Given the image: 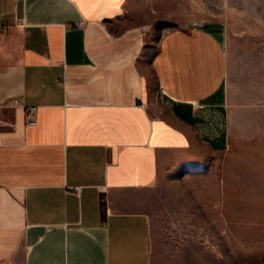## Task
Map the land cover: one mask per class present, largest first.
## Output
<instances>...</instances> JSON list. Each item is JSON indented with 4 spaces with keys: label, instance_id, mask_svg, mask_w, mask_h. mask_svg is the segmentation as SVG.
Returning <instances> with one entry per match:
<instances>
[{
    "label": "crops",
    "instance_id": "1",
    "mask_svg": "<svg viewBox=\"0 0 264 264\" xmlns=\"http://www.w3.org/2000/svg\"><path fill=\"white\" fill-rule=\"evenodd\" d=\"M132 0H0V264H151L161 184L230 150L220 23L158 42ZM216 164V163H215Z\"/></svg>",
    "mask_w": 264,
    "mask_h": 264
},
{
    "label": "rangeland",
    "instance_id": "2",
    "mask_svg": "<svg viewBox=\"0 0 264 264\" xmlns=\"http://www.w3.org/2000/svg\"><path fill=\"white\" fill-rule=\"evenodd\" d=\"M128 15L158 42L211 23L227 34L230 150L161 184L151 264H264V0H132Z\"/></svg>",
    "mask_w": 264,
    "mask_h": 264
},
{
    "label": "built area",
    "instance_id": "3",
    "mask_svg": "<svg viewBox=\"0 0 264 264\" xmlns=\"http://www.w3.org/2000/svg\"><path fill=\"white\" fill-rule=\"evenodd\" d=\"M144 32H147L144 29ZM23 108L26 111L27 124L29 126H35L37 124V108L36 107H28L26 106L21 99H11L8 102L0 103V127H10L14 128L15 125L11 123H7L3 118V110L5 109H16Z\"/></svg>",
    "mask_w": 264,
    "mask_h": 264
}]
</instances>
